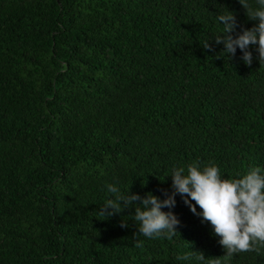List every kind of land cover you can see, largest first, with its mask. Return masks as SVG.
Instances as JSON below:
<instances>
[{
	"label": "trees",
	"instance_id": "1",
	"mask_svg": "<svg viewBox=\"0 0 264 264\" xmlns=\"http://www.w3.org/2000/svg\"><path fill=\"white\" fill-rule=\"evenodd\" d=\"M227 10L258 23L239 0H0V264L226 254L179 195L171 241L139 233L134 207L98 209L108 184L164 198L174 166L264 168V61L215 43ZM230 264H264V249Z\"/></svg>",
	"mask_w": 264,
	"mask_h": 264
},
{
	"label": "clouds",
	"instance_id": "2",
	"mask_svg": "<svg viewBox=\"0 0 264 264\" xmlns=\"http://www.w3.org/2000/svg\"><path fill=\"white\" fill-rule=\"evenodd\" d=\"M250 20L258 21L251 28L241 27L234 12L219 13L216 19L222 31L215 35V43L222 44L224 55L235 57L237 49L244 63L254 60L251 46L264 61V0H239ZM239 28V30H238ZM222 34V35H221ZM204 46L211 49L207 42ZM172 191H164V198L151 192L141 196L130 190L122 191L117 184H108L111 195L99 207L105 218L134 207L133 220L138 223L139 233L149 239L173 240L181 220L173 211L179 195L190 210L209 222L219 237V244L226 254L205 258L203 252L190 248L177 259L188 264H230L234 254L264 249V168L251 167L232 178H224L218 165H200L193 162L186 166H174L171 171ZM140 201V203H135ZM193 201L195 203H193ZM199 206L200 211L197 210ZM167 208V211L164 209ZM122 227L127 226L124 222ZM137 246H141L138 242Z\"/></svg>",
	"mask_w": 264,
	"mask_h": 264
}]
</instances>
